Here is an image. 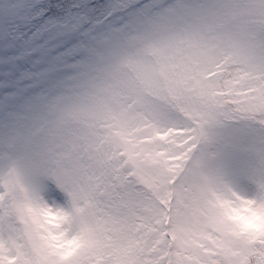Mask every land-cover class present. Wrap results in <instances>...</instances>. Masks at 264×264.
<instances>
[{"label":"snow or ice","instance_id":"6c2138e0","mask_svg":"<svg viewBox=\"0 0 264 264\" xmlns=\"http://www.w3.org/2000/svg\"><path fill=\"white\" fill-rule=\"evenodd\" d=\"M0 264H264V0H0Z\"/></svg>","mask_w":264,"mask_h":264}]
</instances>
